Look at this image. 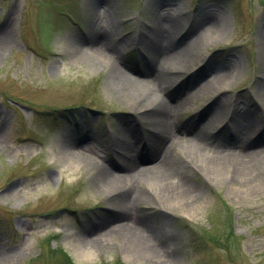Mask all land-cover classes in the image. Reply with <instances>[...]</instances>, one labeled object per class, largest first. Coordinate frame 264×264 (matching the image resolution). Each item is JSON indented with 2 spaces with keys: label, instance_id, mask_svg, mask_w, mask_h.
<instances>
[{
  "label": "rangeland",
  "instance_id": "374dc122",
  "mask_svg": "<svg viewBox=\"0 0 264 264\" xmlns=\"http://www.w3.org/2000/svg\"><path fill=\"white\" fill-rule=\"evenodd\" d=\"M157 14L174 16L179 24L165 28ZM203 16L216 18L221 27L208 30L209 21H204L191 31ZM89 24L112 35L105 49L112 58H107L129 72L149 66L143 45L159 28L164 40L179 39L184 31V42L198 38L170 81L178 85L188 78L192 85L200 77L199 82L186 90L164 91L183 102L170 115L173 133L177 126L187 130L198 125L208 132L210 147L242 128L240 137L251 143L250 150L264 147L254 142L256 129L264 126L259 96L264 86V0H0V29L10 34V44L0 54V264H67L65 257L71 264H264V158L255 169L257 180L231 183L223 170L207 174L190 164L194 149L205 150L182 143L170 155L187 164L184 174L200 195L195 203L148 191L150 182L161 185L157 175L140 174L130 181L144 196L129 208L128 218L139 217L163 230V246L138 251L126 247L121 235L109 234L91 248L90 257L75 251V238L115 209L111 189L122 183L103 186L81 159H65L55 145L80 142L115 166L125 147L116 131L121 121L148 127L147 121L135 119L133 96L114 83L104 60L89 53L96 66L83 63L72 48L86 38ZM194 66L199 67L187 76ZM205 84V91L199 88ZM228 114L232 131L211 132ZM136 151L127 152L136 157Z\"/></svg>",
  "mask_w": 264,
  "mask_h": 264
},
{
  "label": "bare ground",
  "instance_id": "6f19581e",
  "mask_svg": "<svg viewBox=\"0 0 264 264\" xmlns=\"http://www.w3.org/2000/svg\"><path fill=\"white\" fill-rule=\"evenodd\" d=\"M207 16L200 17L194 27H191V31H194L197 26H201L204 21H209V27H206L208 30L216 29L217 31L221 27L218 25L220 21L216 20V18L208 19ZM155 18L159 22H163L165 28L174 27L179 24L178 19L169 14L163 16H158L157 14ZM160 31L159 28L157 34L149 35L150 39L143 45L149 57L147 59L149 60L147 62L149 66L146 67L145 71H131V69L130 72L125 71L113 61L111 62V59L109 60L107 56L112 57L105 49H108L112 35L110 33H98L91 29L90 24L86 38L72 45L78 58L83 63L96 66L98 61L95 58H89L87 56L89 53L101 57L104 60L108 68L109 76L114 80V83L120 86L123 91L129 92L133 96L135 106L132 112L134 113L135 119H143L144 122L147 121L146 123H148V127L143 128L144 124L131 127L129 120L124 119L121 121V126L116 131L122 140L120 143L125 147L121 153V162L116 163L115 166L111 165L110 162L108 163L109 160L102 162L103 160L101 158L98 159L97 156L90 153L80 142H75L74 144L67 140V143L63 142L62 144L58 143L55 145V147L60 146L65 159L71 157L81 159L87 169L99 175L103 186L109 185L108 187H110L112 182L122 183L116 188L111 187V201L115 209L109 208L110 213L106 219L97 222L93 226V229L89 228L88 231L86 230V232L79 234L75 238L73 244L79 256L90 257L91 248L99 246L102 242V237L109 234L121 235L126 243V247H134L138 251L143 248L155 252L157 246H163L159 242L161 237L163 235L165 236L163 230L162 233L153 225H147L139 217L136 219L128 218L130 215L129 208L136 207L140 199L144 196V192L140 188L138 189L134 184H130L131 179L137 178L140 174L143 176L148 175L152 177L157 175L158 178L160 177L161 185L156 186L154 182H150L152 185H148L149 188L147 190L150 189L153 193L158 192L165 199L176 197L184 201L187 199L191 204L196 202V198L199 200L200 195L192 189L188 183V178L184 174L187 170V164L184 163L183 158H188V156L191 158L190 161H192L190 164L195 163L207 174H215L216 171L223 170L226 180L231 181V183L236 181L239 183H247L258 178L255 169L261 164L264 158V147L250 150L248 147L251 143L242 140V137H240L242 128L240 130L238 129L239 131L234 130L231 134L228 133L229 136L222 143H217V145L213 144L210 147H207L210 138L208 132L203 127H197L198 125L193 124L187 130L177 126V133H173L171 128L173 122L171 121L170 115L172 116L174 110L181 108L183 102L179 99L172 100L175 94L169 93V91L172 88L178 89L180 87L186 90L190 86L193 87L194 84L199 82L200 77L192 85L187 83V78L185 81L174 86L173 82L171 83L170 81V77L172 76L171 72L180 68L176 64L183 62L184 59L187 60L191 56L198 38L193 37L189 41L184 42L183 37L187 34V31L179 39L172 37L170 40H164L163 32L161 31L160 35ZM218 32L220 33L222 31L220 30ZM9 37L8 30L0 29V54L10 44ZM105 38L106 40L109 39V41H105ZM153 58L154 63L151 61ZM211 69L216 70V66H213ZM220 74L222 75L224 72ZM208 85L205 84L199 88H202V90L204 88L205 91ZM166 88L170 89L167 93L164 92ZM260 88L259 96L264 101V86ZM219 100L220 98L218 97L216 102L218 103ZM214 102L211 103L212 108L216 106L213 105ZM222 105L223 102L219 103L218 107ZM249 115H255V110H250ZM205 120H208V116L205 117ZM144 130L146 134H144L145 141L143 142L138 135H140V132L143 133ZM256 138L258 139L254 141L255 143L261 142L259 145L264 144V131H261ZM141 142H143L142 147L139 144ZM179 143L184 144L187 149H192V145L196 148H203L205 153L201 154L198 150L194 149L195 153L193 152L192 155L183 157L180 154L183 157V163L171 159L170 153ZM139 146L141 147L140 160L148 162L155 160L152 165L148 163L141 165L142 161L133 157L132 154H128L127 151L129 149L133 150L134 147L138 149L140 148ZM147 153L148 158L145 159ZM118 170L121 172L117 173L116 171ZM128 249L131 250L130 248ZM1 259L2 257L0 256V263ZM158 264L165 263L160 261Z\"/></svg>",
  "mask_w": 264,
  "mask_h": 264
},
{
  "label": "trees",
  "instance_id": "16d2710c",
  "mask_svg": "<svg viewBox=\"0 0 264 264\" xmlns=\"http://www.w3.org/2000/svg\"><path fill=\"white\" fill-rule=\"evenodd\" d=\"M216 243H218L217 239H216ZM65 262H67V264H71V261H70V259L68 257H65Z\"/></svg>",
  "mask_w": 264,
  "mask_h": 264
}]
</instances>
